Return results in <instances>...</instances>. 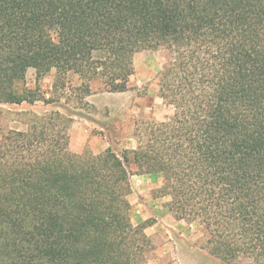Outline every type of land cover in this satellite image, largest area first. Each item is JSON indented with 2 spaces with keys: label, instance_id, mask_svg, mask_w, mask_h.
<instances>
[{
  "label": "trees",
  "instance_id": "trees-1",
  "mask_svg": "<svg viewBox=\"0 0 264 264\" xmlns=\"http://www.w3.org/2000/svg\"><path fill=\"white\" fill-rule=\"evenodd\" d=\"M161 48L173 114L138 125L135 148L72 152L57 111L9 131L0 264H147L153 222L131 221L134 174L161 175L159 193L220 259L264 264V0H0V103L48 101L18 88L30 68L61 84L77 74L84 96L95 82L127 91L134 55Z\"/></svg>",
  "mask_w": 264,
  "mask_h": 264
},
{
  "label": "rangeland",
  "instance_id": "rangeland-1",
  "mask_svg": "<svg viewBox=\"0 0 264 264\" xmlns=\"http://www.w3.org/2000/svg\"><path fill=\"white\" fill-rule=\"evenodd\" d=\"M171 57L172 52L165 48L139 51L134 55V73L127 91L108 92L100 82H95L93 92L86 96L79 88L82 80L77 74H67L61 84L56 69L39 76L35 69H28L18 88L37 90L48 101L0 103V146L10 130H26L34 115L57 111L64 121L69 120L66 131L72 152L89 150L97 154L111 147L121 154L135 148L138 125L161 121L173 114V107L161 97L158 77ZM64 121L58 120L60 128ZM130 180L132 223L153 222L146 228L152 241L147 264H252L247 257L232 263L220 259L200 220L179 219L171 196L159 193L163 186L161 175L134 174Z\"/></svg>",
  "mask_w": 264,
  "mask_h": 264
},
{
  "label": "crops",
  "instance_id": "crops-1",
  "mask_svg": "<svg viewBox=\"0 0 264 264\" xmlns=\"http://www.w3.org/2000/svg\"><path fill=\"white\" fill-rule=\"evenodd\" d=\"M104 149H106V148H104ZM98 152H100V151H98ZM147 231V230H146Z\"/></svg>",
  "mask_w": 264,
  "mask_h": 264
}]
</instances>
